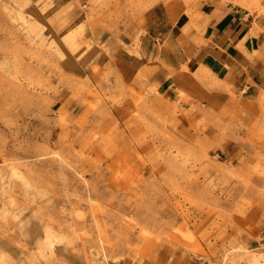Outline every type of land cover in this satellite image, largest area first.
<instances>
[{"label": "rangeland", "instance_id": "374dc122", "mask_svg": "<svg viewBox=\"0 0 264 264\" xmlns=\"http://www.w3.org/2000/svg\"><path fill=\"white\" fill-rule=\"evenodd\" d=\"M202 1L0 0V264H264V91L186 61Z\"/></svg>", "mask_w": 264, "mask_h": 264}, {"label": "crops", "instance_id": "0c3cea01", "mask_svg": "<svg viewBox=\"0 0 264 264\" xmlns=\"http://www.w3.org/2000/svg\"><path fill=\"white\" fill-rule=\"evenodd\" d=\"M260 6L264 0H260ZM252 0H203V33L185 42L186 61L201 66L235 89L264 91V12ZM201 38L202 40H199Z\"/></svg>", "mask_w": 264, "mask_h": 264}]
</instances>
